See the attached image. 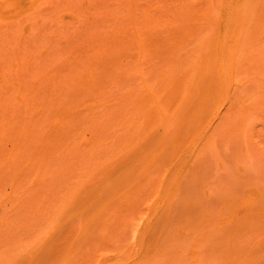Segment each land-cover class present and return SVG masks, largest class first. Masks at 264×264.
<instances>
[{
  "label": "rangeland",
  "instance_id": "374dc122",
  "mask_svg": "<svg viewBox=\"0 0 264 264\" xmlns=\"http://www.w3.org/2000/svg\"><path fill=\"white\" fill-rule=\"evenodd\" d=\"M262 147L264 0H0V264H264Z\"/></svg>",
  "mask_w": 264,
  "mask_h": 264
},
{
  "label": "bare ground",
  "instance_id": "6f19581e",
  "mask_svg": "<svg viewBox=\"0 0 264 264\" xmlns=\"http://www.w3.org/2000/svg\"><path fill=\"white\" fill-rule=\"evenodd\" d=\"M232 98H233V95H231V100H233ZM229 107H231V106H229ZM229 107H228V109H229ZM228 109H227V110H228ZM227 110H226V113H227ZM221 112H222V114L220 113V111H219V114L215 113V114L217 115V116H216V119L219 120V123H218L217 121L215 122V125H214V124H213V125H212V124H209L210 122L208 123L209 125H211V127L209 128L210 130L207 129V131H209V132H210V135H212V136L209 135V132H207L208 136H207V134H204V136H207V137H208V138L206 137L207 140L202 139V140H204L205 142L207 141L206 144H207V143H209V144L211 143L210 140H209V139H211V138H212L211 141L213 142V141H214V137H215L214 135H216L215 132L218 133V132H219L218 130H220L219 128H218V130H216V129H217V126H216V125L220 124V125H219V127H220V126L222 125L220 122L222 121V118L225 119L224 116L226 115V114H224V113H225L224 111H221ZM223 112H224V113H223ZM223 115H224V116H223ZM214 117H215V116H214ZM212 118H213V116H212ZM210 119H211V118H210ZM213 119H215V118H213ZM213 121H214V120H213ZM222 122H223V121H222ZM216 123H217V124H216ZM212 126H213V128H212ZM211 128H212V129H211ZM214 129H215L216 131H215ZM211 130H212V131H211ZM211 132H214V133H211ZM204 136H203L202 138H204ZM208 140H209V141H208ZM211 144H212V143H211ZM260 149H261V148H260ZM262 150H264L263 147H262ZM260 151H261V150H260ZM261 152H262V151H261ZM250 162H251V163H250ZM250 162L247 163V164H248V167H249L250 164L255 163L252 159H251ZM245 165H246V164H245ZM245 165H244V167H242V168H240V169H243V168H244L246 171H243V170L239 171V170L237 169L238 172H237V170H236L235 173H238V174H235V175H237V176H234L235 178H237L238 175L240 174V175H239L240 178H238V179H239V181L243 180V181L241 182V185L244 186V187H243L244 189L246 188L245 191H248V188H249V189H250V188H255V189L257 190L256 185L258 186V191H259V186H260V184H261L262 186H260V187H261V191H259V193H257L258 191L256 192V190H254V191L252 192V195H251V193H250L249 191H251L252 189L248 191L250 194L247 193V195H249V196H251V197H252V196L255 197V194H257V199H256L257 202L255 201V203H253V201H251L252 203H250V202H249L250 197H249V198L247 199L249 203H248L246 206L243 205V207H241V208H242V211H243V213H245L246 211H253V212L255 211L256 213H264V189H262V188H264V186H263L264 184H263V181L261 182V179H262V178H259V177H262V175L264 176V174H262V173H263V172H262L263 169H262L261 171H260L258 168L255 169V168H256L255 166L257 165L256 163H255V165H254L253 167H252L253 164L250 165L251 168H247V167H245ZM246 166H247V165H246ZM253 168H254V169H253ZM247 169H248V170H247ZM253 170H256V171H254V172H256L255 174H254ZM247 171H248L247 175L244 176L243 172H245V174H246ZM250 171L253 172V174H252ZM258 171H260V173H261L262 175L259 174V173H257ZM263 171H264V170H263ZM239 172H240V173H239ZM249 172H250V174H252V176H249V175H248ZM233 174H234V172H233ZM241 174H242L245 178H247V176H249V177H251V178L249 179V177H248V178H247L248 180H246L245 178H241V177H242ZM257 174H259V175H257ZM255 175H256V176H255ZM260 175H261V176H260ZM252 177H254V178L256 179L255 181H257V179H258L260 182H255V181L253 180L254 178H252ZM256 177H258V178H256ZM235 178H234V180H235ZM251 179H252V180H251ZM263 179H264V178H263ZM234 180H233V181H234ZM244 180H245V181H244ZM250 180H251L252 182H251ZM236 181H237V180H236ZM236 181H235V182H236ZM247 181H248V182H247ZM253 181H254V183H253ZM235 182H234V183H235ZM237 182H238V181H237ZM237 182H236V183H237ZM246 182H247V184H246ZM249 182H250V183H249ZM251 183H253V184H251ZM237 184H238V183H237ZM254 184H255V185H254ZM245 185H246V186L248 185V186H247L248 188H247ZM251 185H252V186L254 185L255 187H252ZM249 186H250V187H249ZM243 188H242V190H243V192H244V189H243ZM221 191H223V193H222V198H223V196L225 197V196H227L229 193H232V192H233V191H229V192L227 191V192H225V191L222 190V189H221ZM260 192H261V193H260ZM224 193H228V194L225 195ZM262 193H263V195H262ZM215 195H216V194H215ZM217 195H220V194L218 193ZM217 195H216V199H217ZM243 195H244L243 193H242L241 195L239 194V195H237L235 198H239L238 196H240L241 199H243V197H245V196H243ZM245 195H246V194H245ZM259 195L261 196V198L259 197ZM220 196H221V195H220ZM218 197H219V196H218ZM235 198H234L233 201L236 202ZM246 198H247V197H246ZM219 199H221V197L218 198V201H219ZM252 199H253V198H252ZM252 199H251V200H252ZM247 200H246V201H247ZM246 201H245V202H246ZM260 203H261V204H260ZM253 204H255V205H253ZM256 205H257V206H256ZM241 206H242V205H241ZM254 206H255V207H254ZM235 221H236V220H235ZM237 221H238V220H237ZM237 221H236V222H237ZM230 224H231V223H230ZM237 224H239V223H237ZM237 224H233V225H231V227L234 228V227H235L234 225H237ZM228 226L230 227L229 224H228ZM229 227H227V228H229ZM231 227H230V228H231ZM240 227H241V226L236 227V229H238V230H236L235 228H234V229L231 228V229H232V231L235 230L234 232H236V231L238 232L239 229H240ZM220 228H221V227H220ZM223 228H224V227H223ZM223 228H221L222 231H221L220 229H217V230H216V233L220 231L219 233L215 234L216 237H215V236H208V237H212V240L209 241V242H210V243H209L210 245H211L212 242H213L212 244L215 243L213 246H215V245L221 243V238H222L223 236H221V235L219 236V234H222L221 232H224V231L226 230V229L223 230ZM230 228L227 229V230L230 231V230H231ZM240 230H241V229H240ZM214 233H215V232H214ZM223 234H226V231H225V233H223ZM217 235H218V236H217ZM230 235H231V234H230ZM232 236L235 237V235H232ZM232 236H231V237H232ZM218 237H220V238H219L220 241L218 240ZM233 237H232V238H233ZM214 238H215V241H214ZM210 239H211V238H210ZM217 240H218V241H217ZM216 242H217V243H216ZM219 242H220V243H219Z\"/></svg>",
  "mask_w": 264,
  "mask_h": 264
}]
</instances>
